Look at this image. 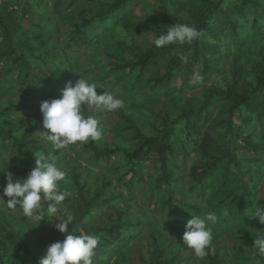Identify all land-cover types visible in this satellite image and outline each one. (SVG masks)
<instances>
[{
	"label": "trees",
	"instance_id": "16d2710c",
	"mask_svg": "<svg viewBox=\"0 0 264 264\" xmlns=\"http://www.w3.org/2000/svg\"><path fill=\"white\" fill-rule=\"evenodd\" d=\"M141 2L142 0L97 2L89 17H86L83 12L78 18H74L70 26L72 40L80 41L85 36L89 39L90 37L98 38L122 23L127 17L128 8H136ZM64 4L65 0H53L54 11ZM16 11L17 7L12 6L11 1H0V59L10 60L15 68L20 69L18 76L27 77L25 79L30 80L26 87L28 92L36 91L39 94L46 93L53 98H58L60 89L64 85L57 82L52 86L30 74L31 66L24 54V50L27 49L33 55L38 52L39 55L44 56L42 59L48 57V50L43 48L46 44L41 42L42 27L36 24L33 29L36 28L37 32L30 36L16 19L15 14L21 13ZM188 17L189 25L202 31L199 39L191 44H170L143 51L121 44L118 49L107 52L109 64L104 74L105 79L111 77L127 87L129 91L147 85L150 90H155L166 98L172 106L175 88L171 83L174 78L178 77L182 82L190 84L194 79V71L199 72L202 80L221 73L220 61L226 59L220 55L222 49L229 43L244 45V40L249 33H256L264 27V2L261 0H191ZM249 17L252 18V22L247 27ZM190 55L194 63L200 64L201 70L186 64L185 59ZM37 59L40 60L39 57ZM67 71L66 69L63 71L64 83L72 77V74ZM26 107L30 108V106ZM85 107L86 105L82 110ZM10 112V108L0 111V118L6 120ZM216 112L219 114L218 118L215 115ZM119 115L128 123L130 148L125 149L122 146L100 148L95 141L89 140L83 144L77 142L67 145L69 154L92 168H99L103 167L101 161L104 158L121 153L124 161L116 176V186H122L131 194L136 187L141 188L143 184L148 183V197L158 198V195L163 192L165 197L157 199H160L161 206L170 207L173 221L184 223L191 218L192 210L183 202L186 191L173 184L176 164L172 161L177 160L180 154L184 157L185 149L192 144L198 151L200 161L187 170L186 176L191 184L189 191L198 189L199 197L203 198L207 195V199H213V194L218 190L227 192L228 198L220 201L217 210L223 207L229 212L227 211V215L217 212V220L231 228L254 226L255 233L248 236L249 246L260 258L259 264H264V254H261L254 244L255 239L264 238V225L259 223L258 218L251 216L256 207L264 205V198H258L254 189L255 177L251 176L244 183L240 182V187L237 188V185L233 188L234 190H229L226 186L217 187V183L210 182L212 178L218 176L225 164L233 163L234 157L228 146L234 141H241L244 148L255 155L256 160L264 159V141L261 138L259 142L250 141L256 136L264 137V66L257 65L252 66L251 70H243L232 61L230 81L224 88L214 85L206 87L198 105L189 104V107L181 109L180 113L174 116L165 113L159 122L155 117L158 125L151 135H145L130 116L122 111ZM151 115L154 117L153 112ZM234 118L238 119V124L233 122ZM218 128L226 130L229 136L227 142L230 144L225 146L220 143L216 135L219 132ZM35 132L46 135L42 118L27 128L23 126H8L6 130L0 128V156L8 151H19L29 144L38 142L39 140L34 137ZM64 157L66 156L62 155L61 159ZM154 159L157 173L154 175L146 173V164ZM181 160L185 162L184 158ZM71 176V192L62 190L69 195L60 206L62 214L73 216L68 230L77 235L81 231L96 235L100 241L98 246L102 249L108 248L110 256L114 255L118 249L129 245L136 234H127L122 226L124 212L119 209L120 198L111 192L114 187L112 182L106 181L100 188L91 190L80 182L79 173L72 171ZM207 189L210 190L209 195ZM174 194H178L180 198H174ZM212 207L216 208L215 205ZM58 236V230L44 227L39 223L30 233L3 234V238L9 242L15 252L13 264H36L44 248L57 241ZM207 251L208 255L205 258L201 260L196 257V259L201 264H219L218 251L211 253L210 248ZM110 256L104 262L97 264H107L111 259ZM174 259L158 258L154 260V264H177ZM0 264L4 263L0 262Z\"/></svg>",
	"mask_w": 264,
	"mask_h": 264
},
{
	"label": "rangeland",
	"instance_id": "374dc122",
	"mask_svg": "<svg viewBox=\"0 0 264 264\" xmlns=\"http://www.w3.org/2000/svg\"><path fill=\"white\" fill-rule=\"evenodd\" d=\"M9 1L12 2V6L17 7L16 12L22 13L15 14L16 19L30 36L37 32L36 28L33 29L36 24L42 27L41 42L46 44L43 48L49 51H47L48 57L42 59L44 56L39 55L38 52L33 55L27 49L24 50L26 60L31 66L30 74L52 86L57 82L64 85L63 71L66 69L72 74L69 80L75 82L79 78V73L90 82L97 84L98 94L108 91L124 100V107L115 111H102L87 105L82 110L85 116L92 115L99 121L102 136L95 142L100 148L115 146L130 148L128 123L120 118V111L130 116L145 135H151L157 129V122L165 113L174 116L179 114L181 109L189 107V104L198 105L206 87L214 85L224 88L230 81L232 61L243 70H251L252 66L257 65L264 66V27H262L256 33H249L244 40V45L229 43L225 48H221L223 51L226 50V52L221 51L220 54L226 57L220 61L221 73L205 77L199 83L192 81L190 84L182 82L178 77L174 78L171 85L175 88V99L174 105L171 106L166 98L155 90H150L147 85L129 91L115 79L111 77L105 79L104 74L109 64L107 52L118 49L121 44L140 51L157 49L152 43L154 35L164 33L170 24H189L188 11L191 0H142L136 8H128L127 17L122 23L98 38L90 37L89 39L85 36L80 41L71 38L70 26L74 18H78L83 12L86 17H89L96 3L104 0H65V4L57 11L53 9V0ZM261 1L264 2V0ZM251 22L252 18L249 17L247 27ZM38 57L40 60L37 59ZM185 60L186 64H191L195 69H202L200 64L193 62L191 55ZM19 72L20 69L15 68L10 60L0 59V111L6 108L11 110L6 120L0 118V128L4 130L8 126L27 128L33 122L40 120L42 118L39 109L41 101L53 98L46 93L28 92L26 87L30 80L25 79L27 77L18 76ZM218 111L220 112V108ZM151 112L154 113V117ZM215 115L218 118V112ZM233 122L238 124L239 121L234 118ZM218 131L216 135L220 143L225 146L230 144L227 142L229 136L226 130L218 128ZM44 136L42 133L35 132L34 137L39 140L38 142L29 144L19 151L3 153L0 156V169L13 173L14 181L16 178H26L35 164L36 155L43 154L46 157L54 156L57 166L66 173L65 179L59 182L61 191L65 189L71 192L72 171L79 173L80 182L91 190L100 188L106 181L112 182L114 187L111 192L120 198L119 209L124 212L122 226L127 234H136V237L129 245L118 249L112 256L108 248L102 249L98 246L96 255L93 257V264L104 262L109 256L111 259L107 264H154V260L158 258H175L177 264H201L182 240L187 221L176 223L173 221L170 207L161 206L160 199L165 197L163 192L158 195L160 199L157 200L156 197L153 199L148 197V183L143 184L141 188L136 187L131 194L122 186H116V176L124 161L121 153L104 158L101 161L103 167L92 168L84 161L70 155L66 147L55 150L43 139ZM259 138L264 141V137L261 136L253 137L250 141L259 142ZM189 145L185 149L184 157L180 154L177 160L172 161L176 164L173 184L186 191L183 202L192 212L194 210L193 214L204 215L209 213L211 207V212L217 214L220 211L227 215L228 210L225 208L221 207L217 210L220 201L228 198L227 192L218 190L213 194V199H207L206 194L203 198L199 197L198 189L189 191L191 184L186 176L187 170L200 161L196 148L192 144ZM243 145L241 141H234L228 146L234 161L225 164L218 176L212 178L210 182L217 183V187L226 186L229 190H234L235 186L240 187V182L244 183L252 176L256 181L254 189L257 197L264 198V159L256 160L255 155L248 152ZM62 155L66 157L61 159ZM181 158H184L185 162ZM154 164L155 159L146 164V173L153 175L157 173V167ZM5 184V172L0 171V198L5 201H0V262L13 264L15 252L9 242L3 238V234L30 233L36 226V222L25 217L19 206L14 209L7 208L8 197L3 194ZM121 193L122 196H120ZM209 193L210 190L207 189V194ZM174 198L180 197L174 194ZM193 202H197L198 205ZM214 205L216 208L212 207ZM184 211L187 212L185 209ZM47 219L49 217L45 215V219L39 224L56 229L54 225L58 221ZM212 227L213 240L209 248L211 253L218 251L219 264H259L260 258L253 253L248 242V236L256 231L254 226L231 228L217 220ZM64 235L59 232L58 240H63Z\"/></svg>",
	"mask_w": 264,
	"mask_h": 264
},
{
	"label": "clouds",
	"instance_id": "9594fccd",
	"mask_svg": "<svg viewBox=\"0 0 264 264\" xmlns=\"http://www.w3.org/2000/svg\"><path fill=\"white\" fill-rule=\"evenodd\" d=\"M201 36L202 31L197 27L188 23H176L168 25L164 33L154 35L152 43L157 48L170 44L185 45L191 44ZM193 77L194 83L202 81L198 71L193 72ZM97 89L96 83L79 74L75 82L68 80L64 83L58 98L41 101L39 109L46 133L43 139L55 150L77 142L83 144L89 140L101 139L99 121L92 115L85 116L82 112L83 106L109 112L124 107L123 99L108 91L98 94ZM0 171L5 172L6 184L3 194L8 197L7 208L14 209L19 206L22 214L36 222V225L47 215V220L58 221L54 225L55 228L65 234L63 240L52 242L44 248L36 264H93V257L100 244L99 238L83 231L77 235L68 230L73 216L62 214L60 206L69 193L61 191L59 187V182L65 179L66 173L57 166L55 157L36 155L35 164L26 178H16L15 181L13 173L2 169ZM0 201H4L3 198H0ZM193 203L198 205L197 202ZM251 216L258 218L259 223L264 225V205L256 207ZM216 221L214 212L204 215L192 212L191 218L184 226L182 240L201 260L208 255L207 250L213 240L212 224ZM254 244L259 252L264 254V238L255 239Z\"/></svg>",
	"mask_w": 264,
	"mask_h": 264
},
{
	"label": "built area",
	"instance_id": "2783aa9c",
	"mask_svg": "<svg viewBox=\"0 0 264 264\" xmlns=\"http://www.w3.org/2000/svg\"><path fill=\"white\" fill-rule=\"evenodd\" d=\"M1 1V0H0Z\"/></svg>",
	"mask_w": 264,
	"mask_h": 264
}]
</instances>
